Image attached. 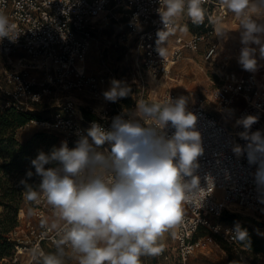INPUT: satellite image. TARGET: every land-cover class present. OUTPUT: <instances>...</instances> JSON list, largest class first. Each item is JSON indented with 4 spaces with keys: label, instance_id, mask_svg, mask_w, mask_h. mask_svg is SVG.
Listing matches in <instances>:
<instances>
[{
    "label": "built area",
    "instance_id": "built-area-1",
    "mask_svg": "<svg viewBox=\"0 0 264 264\" xmlns=\"http://www.w3.org/2000/svg\"><path fill=\"white\" fill-rule=\"evenodd\" d=\"M160 7V0H0V14L15 26L11 38L0 40L1 109L34 112V107L51 97H60L64 92H88L97 101H102L103 92L109 89L112 79L101 74H87L83 64L90 55L97 28L103 20L114 19L119 26H124L116 34L119 43L132 41L135 44L136 71L124 82L129 86L137 82L135 88L141 92L139 102H144L147 90L144 75L152 79L167 77L185 49L198 51L200 43L214 33L216 24L229 17L240 27V21L221 4V0H205L202 4L205 19L199 25L204 32L193 33L188 39L178 36L175 45L170 47V36L177 27L179 16H185L188 24H196L187 15L186 0L184 11L172 18L170 28L166 30L158 13ZM116 12H119L118 16ZM247 13L261 16L264 9L258 7L257 1H251ZM164 30L168 35L158 44L157 33ZM158 48L164 50L163 56ZM217 55V47L206 51L207 59H216ZM225 58L229 59L228 56ZM222 69L221 83L210 98L220 118L209 113L202 103L186 106V110L197 117L194 130L201 134L203 154L198 157L199 167L194 171L200 179V190L188 197L191 203L184 204L181 223L171 229L177 245L178 264H191V257L202 246V239L197 238L202 232L239 246V240L234 239L236 228L220 222L227 210L234 208L264 217V184L257 181L264 156L257 153L254 160L250 159V140L241 138L239 133L245 129L237 124L239 119L255 116L257 122L248 130L249 136L258 130L264 136V69L257 64L255 71L244 70L239 74L228 70L227 63ZM179 97L174 92H167L159 102ZM55 103L49 118L30 123L39 124L45 132L58 137L59 146L66 141L69 148L75 146L77 133L86 134L85 130L93 121L108 128L117 115H123L125 119L137 117L114 103L94 110L97 119L88 121L81 107L71 99H56ZM142 122L146 126L153 123L150 119ZM172 132L174 129H167L168 135ZM236 146L241 149L239 154L233 151ZM98 150L110 152V145L106 143ZM184 180L189 181L190 177H184ZM24 210L20 211L18 226L10 234L14 256L1 262L18 264L24 256L28 264L44 260L48 255L45 245L57 247V242L67 231L65 222L59 226L51 225V219L60 218L43 195L30 206L31 214L26 216ZM60 247L71 257L81 256L69 243ZM160 253L165 254L164 251Z\"/></svg>",
    "mask_w": 264,
    "mask_h": 264
},
{
    "label": "clouds",
    "instance_id": "clouds-1",
    "mask_svg": "<svg viewBox=\"0 0 264 264\" xmlns=\"http://www.w3.org/2000/svg\"><path fill=\"white\" fill-rule=\"evenodd\" d=\"M186 0H160L161 22L167 30L173 17L185 9ZM205 0H187V15L193 24L204 23ZM251 0H221V4L240 21L241 43L238 63L245 71L257 69L256 49L264 58V24L248 15ZM260 7L264 3L257 0ZM8 18L0 14V40L11 38L14 29ZM158 31V44L168 32ZM163 56L164 50L158 48ZM131 87L124 81L112 79L103 92L106 101L116 103L128 97ZM187 100L179 97L163 102H138L136 118L123 115L112 118L105 128L93 121L84 133H77L75 146L62 141L49 153L39 151L31 160L35 174L41 178L38 190L22 180L28 201L43 195L47 203L67 225L57 247L69 243L81 254L79 264H141L142 255H156L162 249L157 241L169 229L179 225L184 204L189 196L200 190V179L194 175L203 154L201 134L194 130L197 117L186 110ZM150 119L151 125L143 120ZM257 117L248 115L237 120L244 132L241 138L250 140V159L264 156V136L258 130L251 133ZM174 129L171 135L167 129ZM110 145V152L99 151ZM234 152L241 149L236 146ZM46 165H52L45 167ZM26 175L31 178L33 173ZM184 177H190L185 181ZM206 179L211 180L210 177ZM257 181L264 184V163L257 172ZM234 239L244 241L247 231L236 225ZM44 264H61L57 255L44 257Z\"/></svg>",
    "mask_w": 264,
    "mask_h": 264
},
{
    "label": "rangeland",
    "instance_id": "rangeland-1",
    "mask_svg": "<svg viewBox=\"0 0 264 264\" xmlns=\"http://www.w3.org/2000/svg\"><path fill=\"white\" fill-rule=\"evenodd\" d=\"M118 14L119 12L115 13L117 16ZM251 18L257 23L264 24V14L261 16L253 14ZM180 19L177 22L176 29L170 36V47L175 45V40L178 36L188 39L193 33L200 30V27L195 28L190 26L185 16H182ZM120 21L125 22V20ZM237 24L232 17L216 24L214 33L200 43L198 51H191L189 49L183 51L181 59L172 67L171 73L167 77L152 79L144 75L147 90L143 101L145 103L159 102L165 93L174 92L180 97L186 98L187 107L202 103L209 113L220 118L219 113L214 110L215 104L210 98L214 89L221 83L220 78L223 77L222 66L227 63L228 70L236 71L239 74L245 72L238 63V57L244 45L241 43L240 37L242 29ZM123 27L119 26V23L114 19L103 20L99 23L89 53L90 55H88L83 64L87 74H101L121 81H125V78H132V73L136 71L135 44L132 41L129 43L126 41L123 44L119 43L116 34ZM210 47H217L218 55L216 59H207L206 51ZM249 47L256 49L255 58L257 59V64L264 69V58L260 57L259 45L250 44ZM226 56L229 59L225 60ZM136 86L137 82L135 81L130 86L131 92L128 97L116 102L120 108L127 110L135 116L137 115L135 112L137 103L141 98V92L135 88ZM56 99L63 101L71 99L81 107L85 116L88 115L94 120L97 119V112H93L94 110L99 111L102 107L114 104L105 99L97 101L88 92H64L61 93L60 97L56 96L53 99L51 97L45 100L44 103L34 107L35 113L41 117L37 121H43L51 116ZM44 131L45 129L39 124L29 123L28 126L26 125L17 131L16 139H19L22 133L31 135L35 132ZM220 222L224 226L234 228L238 224L242 230L248 227L254 235L264 238V217L251 212L231 208L224 213ZM171 236V229H169L157 241V246L165 254L161 255L160 251L156 255H142L140 257L141 264H178L177 245L172 241ZM197 238L202 239V246L191 257V264H229L230 255H233L234 260L239 261L240 264H264L263 253L252 251L247 247L240 248L239 246L229 245L224 240L208 232L200 233ZM45 249L48 255H57L61 264H79L80 262L79 257L69 256L62 247L58 248L47 244ZM0 264L5 263H2L0 260ZM18 264H28L27 258H21ZM34 264H44V260H40Z\"/></svg>",
    "mask_w": 264,
    "mask_h": 264
},
{
    "label": "trees",
    "instance_id": "trees-1",
    "mask_svg": "<svg viewBox=\"0 0 264 264\" xmlns=\"http://www.w3.org/2000/svg\"><path fill=\"white\" fill-rule=\"evenodd\" d=\"M218 1V0H217ZM199 28L195 33H203L201 26L189 24ZM1 105V103H0ZM34 112H18L16 109L8 108L2 110L0 107V260L10 259L14 256V244L11 242L10 234L18 226L19 214L25 205L30 207L33 201H28L22 180L27 181L34 189L38 190L41 178L35 174V169L31 165L39 151L49 153L53 146L58 147L60 139L54 134L47 132H37L29 140L21 143L16 139L17 131L32 120H39ZM89 120L93 119L86 115ZM52 165H46L50 167ZM32 171L29 178L26 173ZM18 182V183H14ZM247 237L244 241L239 240L240 248L248 249L264 254V238H259L253 234L250 228H245ZM229 264H240L230 255Z\"/></svg>",
    "mask_w": 264,
    "mask_h": 264
},
{
    "label": "crops",
    "instance_id": "crops-1",
    "mask_svg": "<svg viewBox=\"0 0 264 264\" xmlns=\"http://www.w3.org/2000/svg\"><path fill=\"white\" fill-rule=\"evenodd\" d=\"M251 1H257V0H251ZM264 2V1H263ZM262 2V3H263ZM258 7H260V6H258ZM260 8H264V7H260ZM181 18V16H179V18H178V21L179 20H181L180 19ZM91 120H94V119H91ZM35 133H37V132H35ZM35 133H33V134H31V135H28V134H26V133H22V134H20V137H19V141L21 142V143H24V142H26L27 140H29ZM0 164H1V159H0ZM24 213H26L25 215L26 216H28L29 214H31L30 213V207H28V206H26L25 207V210H24ZM64 221H62L61 219H51L50 220V223H51V225L52 226H59L60 224H62ZM171 235H172V231H171ZM171 239H172V241L173 242H175L174 241V239H173V235L171 236ZM46 246V245H45ZM24 257H26V256H24ZM75 257H81L80 255H77V256H75ZM23 258V257H22ZM27 258V257H26ZM2 263H5V264H8V263H10V262H2Z\"/></svg>",
    "mask_w": 264,
    "mask_h": 264
}]
</instances>
